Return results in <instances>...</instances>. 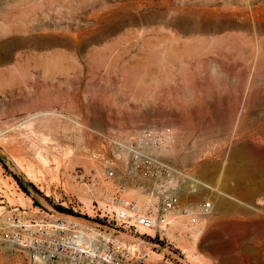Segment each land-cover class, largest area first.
<instances>
[{"label":"rangeland","instance_id":"374dc122","mask_svg":"<svg viewBox=\"0 0 264 264\" xmlns=\"http://www.w3.org/2000/svg\"><path fill=\"white\" fill-rule=\"evenodd\" d=\"M153 128L169 139L161 156L210 187L195 201L214 212L149 261L264 264V0H0L5 201L100 223L113 185L92 153ZM39 149L60 162L41 184L12 161L39 166ZM0 264L26 261L0 249Z\"/></svg>","mask_w":264,"mask_h":264},{"label":"built area","instance_id":"2783aa9c","mask_svg":"<svg viewBox=\"0 0 264 264\" xmlns=\"http://www.w3.org/2000/svg\"><path fill=\"white\" fill-rule=\"evenodd\" d=\"M104 142L109 156L92 153L113 185L97 214L100 223L76 210L30 211L0 194V249L24 255L26 264H162L149 261L154 248L173 232L190 238L213 214L210 198L195 201L205 182L161 156L169 147L164 130L106 136Z\"/></svg>","mask_w":264,"mask_h":264},{"label":"bare ground","instance_id":"6f19581e","mask_svg":"<svg viewBox=\"0 0 264 264\" xmlns=\"http://www.w3.org/2000/svg\"><path fill=\"white\" fill-rule=\"evenodd\" d=\"M127 4V3H126ZM120 6H122V7H126V5H120ZM120 6H118L117 5V7H120ZM129 6V5H128ZM109 7V6H108ZM114 8H115V6H114ZM118 10V9H117ZM105 11V10H104ZM113 10H111V12H112ZM103 12V11H102ZM104 13V12H103ZM110 13V12H109ZM113 13V12H112ZM112 13H110V14H112ZM128 13H129V11H128ZM122 14V13H121ZM133 14H135V13H133ZM115 15V14H114ZM132 15V14H131ZM117 16V15H116ZM121 16V15H120ZM124 16H126V14L124 15ZM118 17V16H117ZM135 16H133L132 18H134ZM137 17V16H136ZM125 18V17H124ZM128 18V17H127ZM131 18V19H132ZM118 19V18H117ZM121 19V18H120ZM115 21V20H114ZM125 21V20H124ZM129 21V20H128ZM107 22V21H106ZM122 22V21H121ZM109 23V22H108ZM113 23V22H112ZM114 23H116V22H114ZM132 23V22H131ZM113 25V24H112ZM133 25V24H132ZM118 28V27H117ZM45 113V112H44ZM57 147H59V146H57ZM54 148V147H53ZM57 149V148H56ZM58 152H59V150H58ZM65 155H71V150H67V151H65V153H64ZM34 160L38 163V165L39 166H42L43 168H44V170H40L39 169V166H36L33 162H31V160L29 161V160H26V164L25 165H23L19 160H17V159H13L12 161H13V163H14V166H16L23 174H24V176L30 181V182H35V183H38V184H41L42 182H43V180H44V175H45V173L46 172H48L49 173V163L51 162V161H54V163L56 164V167H55V172H57V170H58V168H59V166H60V162L56 159V158H53V159H50L49 157H48V155H46V154H43V152L42 151H40V149H39V151L37 150V151H35V153H34ZM55 176H57V174L55 175ZM56 178V177H55ZM51 180H53V178L51 179ZM57 180V179H56ZM203 185V187L202 188H199V190H202V189H205V188H210L208 185H206L205 183H202ZM2 190V187H1V185H0V191ZM215 190V189H214ZM3 191V190H2ZM7 197H8V199L9 200H11L12 201V198L10 197V195H7ZM23 202L22 201H20V205H22L23 206V204H22ZM88 207V206H87ZM89 209V208H88ZM89 213H90V210L88 211ZM91 212H92V210H91ZM184 251L186 250V249H183ZM187 251V250H186Z\"/></svg>","mask_w":264,"mask_h":264},{"label":"trees","instance_id":"16d2710c","mask_svg":"<svg viewBox=\"0 0 264 264\" xmlns=\"http://www.w3.org/2000/svg\"><path fill=\"white\" fill-rule=\"evenodd\" d=\"M31 186V185H30ZM32 187V186H31ZM57 211L59 213H65V214H71V212L69 210H66V209H63V208H60V207H57Z\"/></svg>","mask_w":264,"mask_h":264}]
</instances>
